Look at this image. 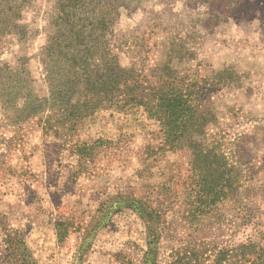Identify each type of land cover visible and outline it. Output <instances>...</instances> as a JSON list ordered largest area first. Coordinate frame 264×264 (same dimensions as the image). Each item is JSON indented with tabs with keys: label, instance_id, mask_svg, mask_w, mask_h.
Segmentation results:
<instances>
[{
	"label": "rangeland",
	"instance_id": "1",
	"mask_svg": "<svg viewBox=\"0 0 264 264\" xmlns=\"http://www.w3.org/2000/svg\"><path fill=\"white\" fill-rule=\"evenodd\" d=\"M53 1L28 6L26 40L0 43V62L27 70L42 97ZM114 31L121 65L148 92L175 85L195 125L173 142L140 106L100 109L74 129L0 111V264H146L149 230L156 264L189 247L186 262L263 264L264 0H146ZM203 178L225 198L210 205ZM149 208L158 214L142 219Z\"/></svg>",
	"mask_w": 264,
	"mask_h": 264
},
{
	"label": "trees",
	"instance_id": "2",
	"mask_svg": "<svg viewBox=\"0 0 264 264\" xmlns=\"http://www.w3.org/2000/svg\"><path fill=\"white\" fill-rule=\"evenodd\" d=\"M34 1L0 0V43L7 37L16 38L18 42L27 39L28 26L23 23L24 12ZM145 1L54 0L47 18L46 44L39 56L47 95L39 96L28 87L30 77L27 70L11 67L1 61V114L14 124L38 118L43 122L42 129H50L54 124L63 129H74L82 119L100 109L113 108L119 112L140 106L148 118L158 120L164 138H171L174 142L188 127L195 125L194 114H188L191 109L187 99L175 85L164 88L163 81L156 88L146 91L138 71L122 66L117 53L122 49V44H116L114 25L122 11L139 9ZM169 48L173 50L179 47L171 41ZM199 181L197 185L200 191L197 192L204 193L210 205L225 198L224 185L222 191L217 192V183L213 187L205 178ZM218 182L222 183L221 179ZM227 184L230 185L229 182ZM199 197L204 196L196 198ZM190 205L194 204L191 202ZM139 210L142 219H151L152 213L158 214L152 208H149L150 211L142 210L148 215ZM154 217L158 218L157 215ZM148 232L150 241L143 258L146 264H156V234L150 230ZM8 239L6 242L11 243ZM182 250L179 264H209L196 260L186 262V252L192 253L193 250L190 247ZM224 262L214 259L210 264Z\"/></svg>",
	"mask_w": 264,
	"mask_h": 264
}]
</instances>
